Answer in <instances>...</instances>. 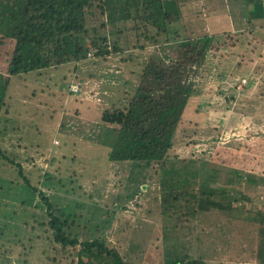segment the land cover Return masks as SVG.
<instances>
[{
	"label": "rangeland",
	"instance_id": "rangeland-1",
	"mask_svg": "<svg viewBox=\"0 0 264 264\" xmlns=\"http://www.w3.org/2000/svg\"><path fill=\"white\" fill-rule=\"evenodd\" d=\"M124 1L109 0V16L115 17L110 24L106 15L89 12L88 27L91 35L96 28L97 37H106L111 47H123L125 52L106 59L93 56L79 64L73 62L58 71L44 73L40 78L27 74L12 81L2 98L8 104L9 114L0 113L1 149L20 156L25 174L31 175L32 184L55 207L80 217L82 224L93 225L91 237L105 238L126 259L165 264L173 255L183 257L194 252L195 247L197 253L207 258L206 254L212 255L217 247L222 256L208 264L257 263L247 254H242L243 258L238 256L237 250L247 239L242 234L233 238L232 233H227L233 226L239 229L245 224L246 230L258 236V243L260 234L253 225L240 220L233 223L222 216L217 229L223 235L213 241L218 246L209 243L210 240L204 246L196 233L204 227L208 230L209 225L212 227L217 222L216 218L209 220L198 214L182 216L183 223H191L186 234L182 226H176L181 211H176L177 204L170 198L189 188L188 178L194 174L180 179L181 171H174L182 165L186 168L188 160L190 169L195 170L200 164L206 175L222 178L221 187H226L234 173L255 174L260 185L236 184V194L252 198L253 211H264L261 184L264 179V20L249 22L251 0H180L184 13L174 25L177 34L172 33L171 44L166 43V36H161L159 44L146 41V48L141 50L132 48L135 34L119 24V15L122 11L124 15L127 13L122 7ZM103 23L107 25L102 27ZM126 36L133 40L132 44ZM203 36L215 39L196 77L197 93L176 135L179 159L172 160L176 163L167 168L175 176L171 179L165 176L166 180L160 170V180L167 181L164 193L168 205L163 208L155 168L142 172L145 175L137 179L136 168L109 161L113 128L103 124L102 116L107 109L123 107L129 102L149 57L165 58L177 41ZM78 85L81 90L74 94L71 89ZM74 171L75 195L66 192L60 183L44 179V174L49 173L66 180L75 175ZM23 181L17 169L0 159V264H75L73 251H62L51 240L50 229L39 225L45 207L40 194L33 193ZM177 182L180 184L176 185ZM209 184L220 189L211 181ZM116 195H120L121 202L115 204L112 199ZM186 198L181 195L176 202L183 205ZM193 224L196 228L190 231ZM226 239L233 240V249L223 247ZM261 247L264 253V246Z\"/></svg>",
	"mask_w": 264,
	"mask_h": 264
},
{
	"label": "trees",
	"instance_id": "trees-1",
	"mask_svg": "<svg viewBox=\"0 0 264 264\" xmlns=\"http://www.w3.org/2000/svg\"><path fill=\"white\" fill-rule=\"evenodd\" d=\"M180 4V0H125L122 7L127 13L124 15L122 11L119 15V24L122 23L127 27L126 31L135 34L132 48L144 50L146 41L157 45L161 36H166V43L171 44L172 33L177 34L174 25L184 13L185 7ZM110 8L109 0H0V113L9 114L8 104L2 98L7 95L12 81L16 78H23L27 74H34L40 78L44 73L60 70L61 66L89 60L90 53L96 58L106 59L125 52L126 49L123 47H111L106 37H97L96 28H93V35L89 30V12L106 15L108 24L113 23L115 17L109 16ZM248 8L249 22L264 20V1L251 0ZM129 22L132 23L131 26L127 25ZM106 25L103 23L102 27ZM150 26L155 30L153 35ZM119 33L124 34V31L119 30ZM126 38L132 44L133 40L127 36ZM214 39L210 36L185 38L177 41L165 58L149 57L144 62L140 83L129 102L123 107L107 109L102 116L103 124L113 128L114 139L112 150L108 153L109 161L113 162V165H129L136 168L134 173H138L137 179L140 175H145L142 172L155 168L158 183L162 186L159 188L163 196V208H167L168 205V197L164 193L167 182L165 176L169 179L175 176L174 172L167 168L171 163L173 165L176 163L172 160L179 159L176 153L179 148L176 135L184 123L185 112L197 93L196 77L207 61ZM65 78L67 77L63 79ZM19 158L20 156L14 152L8 154L7 150L3 151L0 146V159H4L12 168L17 169L24 184L33 193H39L41 196V203L45 209L41 211L44 216L39 225L50 229L51 240L62 251H73L72 256L76 257L75 264H146L142 259L138 261L126 259L117 248L111 247L105 238H92L94 226L82 224L80 217L55 207L45 194L32 184L31 175L25 174ZM75 160L73 158V162ZM187 162L186 168L182 165L178 167L179 170L174 169L177 172L181 171L180 179L194 174L192 178H188L190 181L188 189L170 195V200L177 204L174 206L176 211H181L176 226L179 224L185 233L189 234L191 223H183L182 216L198 214L208 217L209 220L215 217L217 222L212 227L209 225L208 230L204 227L201 232L196 233L198 234L196 237L204 246L209 240V243L218 246L217 241H213L221 238L222 233L217 226L220 225L222 216L231 219L233 223L240 220L251 224L260 234L258 243H256L258 236H253L250 230H246L245 224L239 229H236L235 225L227 233L229 235L232 233L230 237L233 238H236L235 234L238 236L242 234L247 239L243 240L240 250H237L239 257L247 254L252 260H257L255 264H264V253L261 252V246H264V211H253L252 198L243 195L239 199L235 188L236 184L241 186L242 183L246 187H257L260 185L258 177L252 173H244L243 176L234 173L235 176L232 174L226 187H221L222 178L218 180L219 177L217 179L215 176L206 175L205 168L200 164L199 168L193 171ZM160 170L166 179H163L164 182L159 178ZM74 174L64 180L45 173L44 179L46 182L60 183L66 192L75 195L73 187L76 172ZM202 180L207 181L202 184ZM209 180L219 185L220 189L212 187ZM178 184L180 183L177 182L176 185ZM261 184L264 185V179H261ZM100 190L102 191V188L99 192ZM181 195L188 197L183 205L176 202L180 200ZM112 201L115 204L121 202L120 195L113 197ZM241 201L243 203L240 206L236 205ZM193 205L197 208L195 209ZM185 209H188V212H185ZM98 227L95 226L97 230ZM193 228H196L195 224L191 226L190 231ZM231 241L229 239L223 241V247L233 249ZM197 252L198 249L195 247L194 252H187L183 257L173 255L171 257L173 259H168L165 264H208V261L222 256L219 255L217 247L214 248L212 255L206 254L207 258L203 253Z\"/></svg>",
	"mask_w": 264,
	"mask_h": 264
},
{
	"label": "built area",
	"instance_id": "built-area-1",
	"mask_svg": "<svg viewBox=\"0 0 264 264\" xmlns=\"http://www.w3.org/2000/svg\"><path fill=\"white\" fill-rule=\"evenodd\" d=\"M92 57H93V54L90 53V54H89V58H92ZM80 90H81V89H80L79 85H78V87H75L74 89H71V91H72L74 94H75V93H78Z\"/></svg>",
	"mask_w": 264,
	"mask_h": 264
},
{
	"label": "crops",
	"instance_id": "crops-1",
	"mask_svg": "<svg viewBox=\"0 0 264 264\" xmlns=\"http://www.w3.org/2000/svg\"><path fill=\"white\" fill-rule=\"evenodd\" d=\"M238 194V193H237ZM238 197H240V196H238ZM239 199H241V197L239 198ZM238 206H240L239 204H237Z\"/></svg>",
	"mask_w": 264,
	"mask_h": 264
}]
</instances>
